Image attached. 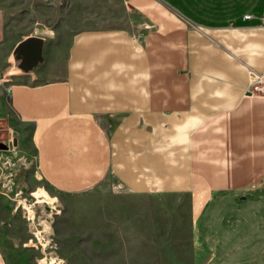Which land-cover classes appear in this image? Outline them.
I'll list each match as a JSON object with an SVG mask.
<instances>
[{"label":"crops","instance_id":"obj_1","mask_svg":"<svg viewBox=\"0 0 264 264\" xmlns=\"http://www.w3.org/2000/svg\"><path fill=\"white\" fill-rule=\"evenodd\" d=\"M7 1L0 128L30 126L51 191L90 193L110 176L134 195L188 197L198 237L215 195L264 201V95L248 76L264 73V0H126L145 23L139 36L96 27L67 37L18 35ZM250 226L245 235L261 230L262 241L243 264H264V218Z\"/></svg>","mask_w":264,"mask_h":264},{"label":"rangeland","instance_id":"obj_2","mask_svg":"<svg viewBox=\"0 0 264 264\" xmlns=\"http://www.w3.org/2000/svg\"><path fill=\"white\" fill-rule=\"evenodd\" d=\"M6 12L5 25L23 36L145 29L126 0H8ZM18 126L0 128V246L8 264H243L258 253L251 245L262 241L261 230L245 235L264 218L257 194L209 199L198 237L188 197L134 195L110 176L90 193H54L35 171L30 126ZM208 253L215 256L204 263Z\"/></svg>","mask_w":264,"mask_h":264},{"label":"built area","instance_id":"obj_3","mask_svg":"<svg viewBox=\"0 0 264 264\" xmlns=\"http://www.w3.org/2000/svg\"><path fill=\"white\" fill-rule=\"evenodd\" d=\"M249 76V87L251 92L255 94L264 95V73H257L253 70L248 71ZM0 78V84L2 83ZM6 92H9L10 86L5 87Z\"/></svg>","mask_w":264,"mask_h":264}]
</instances>
